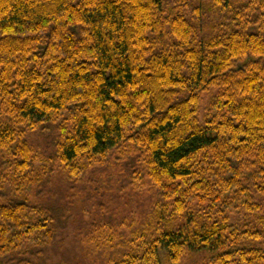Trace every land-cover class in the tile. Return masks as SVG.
<instances>
[{
	"label": "trees",
	"instance_id": "trees-1",
	"mask_svg": "<svg viewBox=\"0 0 264 264\" xmlns=\"http://www.w3.org/2000/svg\"><path fill=\"white\" fill-rule=\"evenodd\" d=\"M62 117L67 176L128 144L158 192L128 238L89 241L107 264H264V0H0V264L45 262L27 135Z\"/></svg>",
	"mask_w": 264,
	"mask_h": 264
},
{
	"label": "rangeland",
	"instance_id": "rangeland-1",
	"mask_svg": "<svg viewBox=\"0 0 264 264\" xmlns=\"http://www.w3.org/2000/svg\"><path fill=\"white\" fill-rule=\"evenodd\" d=\"M210 100L211 94L203 96L202 115ZM64 118L27 135L38 155L33 165L35 173L51 164L45 181L25 186L22 196L49 209L55 220L53 239L43 247L45 262L40 264H107L105 254H95L96 246L89 241L99 236L97 240L102 244L117 233L128 238L138 230L136 225L148 221L159 202L158 192L147 177L143 157L128 144L112 151L104 166L88 169L76 179L67 176L54 161L60 123L71 130ZM204 263L199 259L183 264Z\"/></svg>",
	"mask_w": 264,
	"mask_h": 264
}]
</instances>
